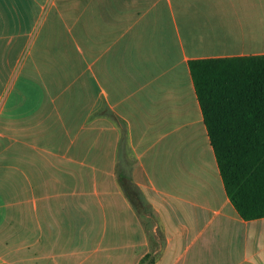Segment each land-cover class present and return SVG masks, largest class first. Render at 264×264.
Masks as SVG:
<instances>
[{"label": "crops", "instance_id": "1", "mask_svg": "<svg viewBox=\"0 0 264 264\" xmlns=\"http://www.w3.org/2000/svg\"><path fill=\"white\" fill-rule=\"evenodd\" d=\"M261 54L264 0H0V264H264L189 65Z\"/></svg>", "mask_w": 264, "mask_h": 264}, {"label": "trees", "instance_id": "2", "mask_svg": "<svg viewBox=\"0 0 264 264\" xmlns=\"http://www.w3.org/2000/svg\"><path fill=\"white\" fill-rule=\"evenodd\" d=\"M189 65L227 194L243 219L264 218V54ZM119 179L127 192L136 187Z\"/></svg>", "mask_w": 264, "mask_h": 264}, {"label": "rangeland", "instance_id": "3", "mask_svg": "<svg viewBox=\"0 0 264 264\" xmlns=\"http://www.w3.org/2000/svg\"><path fill=\"white\" fill-rule=\"evenodd\" d=\"M52 16H53L52 18H53L54 22H56L57 21L56 19L58 18V15L54 14ZM42 24H43L42 21H40V23L38 25L39 27L34 31V40H36L37 37L40 35ZM56 25L57 24H55L54 27H56ZM51 30H53L54 35H55L56 34V30L55 29H51ZM61 45H62L61 46L62 50H63L64 53H66V55H73V54H74V56L76 55V49H75L74 46H68V45H66V43H65V45H64V43L61 44ZM42 47H43V45L41 44V42L38 45L34 46L35 55L36 54H39V55L41 54V51L43 49ZM33 65H34L33 68L35 69V71L40 72V73H41L42 70L51 71V69H52L51 63H42L41 61H38V60L37 61H33ZM5 130H6V132L8 131V129H5ZM2 149H8V144L5 143V147H2Z\"/></svg>", "mask_w": 264, "mask_h": 264}]
</instances>
